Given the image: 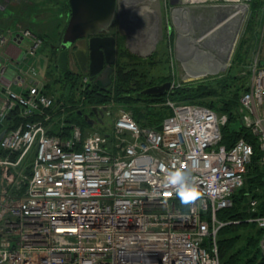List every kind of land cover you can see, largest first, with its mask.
Wrapping results in <instances>:
<instances>
[{
  "label": "built area",
  "instance_id": "built-area-1",
  "mask_svg": "<svg viewBox=\"0 0 264 264\" xmlns=\"http://www.w3.org/2000/svg\"><path fill=\"white\" fill-rule=\"evenodd\" d=\"M10 34L32 39L18 61L1 53ZM43 42L29 28L0 29V264H221L219 232L230 221L218 212L244 185L253 144L242 136L227 147V113L170 99L159 128L129 110L108 131L67 127L72 103L44 92L29 61ZM91 82L82 75L83 89ZM238 119L255 135L264 172V64H250ZM191 187L197 195L182 203ZM258 205L251 196L246 220L262 228L264 253Z\"/></svg>",
  "mask_w": 264,
  "mask_h": 264
},
{
  "label": "rangeland",
  "instance_id": "rangeland-1",
  "mask_svg": "<svg viewBox=\"0 0 264 264\" xmlns=\"http://www.w3.org/2000/svg\"><path fill=\"white\" fill-rule=\"evenodd\" d=\"M124 1H120L121 9L124 5ZM180 1L182 0H174V3L182 5ZM241 2H243V4L238 5V7H233V9H231L232 11H229L227 14L225 13L231 8L230 3L232 2H223L215 5L213 11L215 12L216 16L220 17V19L211 28L207 27V30L209 29V31L203 33L204 36H198L195 34L194 30H186L185 23L180 22V40L178 43H180L183 39L186 41V38H191V40L192 38H197L196 41H194L196 43L193 42L187 45L189 47L186 45L182 46V43H186L182 42L181 44H178V49H176V47L173 48V45H171L169 42L168 30L166 28L164 29L165 37L161 38L156 49L154 45L159 35L157 29H153V31L148 33H146V31L142 32L140 35H132V33L129 32V44L132 49L130 48L128 50L127 47H124L123 43L119 45L116 59V69L118 70L115 69L113 75L117 78L119 75L121 76L124 73H130L129 76H126L128 77V85L125 86L122 84L123 88L132 89V96H138L142 99H136L138 97H135L129 102L113 100L110 104H107V112L104 121L102 123H95L94 125L87 123V125L84 126V134L91 130H110L115 118L121 110L131 111L134 115H136V117H141L142 121L144 122H146V120H154L160 109L161 103L158 101H152L148 96H143V94L146 93H143L142 90L152 85L163 83L165 80L172 81V88L182 87L185 85H195L198 83L208 85V87H210L213 85L215 86L213 83L216 81V77L219 74L226 73L227 71L232 74L236 73L247 75L246 77H249L250 64L254 62L264 64V0H241ZM63 3L67 7L66 0H63ZM131 3L128 4L130 7L127 12H124L131 23L129 24V27L132 29L134 27L144 28V20H146L144 14L137 16L139 18L138 20L140 21L138 24H136L137 22L134 23L129 19V16L135 12L139 13V11H141V7L134 5L136 2L133 4ZM234 4L236 5V3ZM54 6L57 10V8H59L58 2L54 4ZM47 9L48 11L43 10L44 12L41 13L40 17L39 15L37 16L36 14H32L31 9L30 12L20 11L22 14L20 12L16 13L17 9H15V6L12 4L9 5L7 10L1 9L0 12H13L18 16L26 18L32 23L45 20L46 16L49 17V15L50 17H52V15L56 18L59 17V11H56L55 9L53 11V9H50L48 6ZM152 10V13H156L154 10ZM224 14L225 17H221ZM118 19L119 18H117L115 23L116 26H118L119 23ZM54 21L55 20L52 17V22L54 23ZM142 22L143 25L141 24ZM148 24L150 25L149 22ZM31 26H33V24H31ZM55 34H47V37H45V46L42 49H39L35 56H30L29 58L30 63L34 62L36 68L38 69V72L36 75H34V77L41 85H43L44 82L46 83L44 80L47 74L48 63L50 59V50L52 49L51 43L48 41L55 40L58 37L57 34ZM129 36H125L123 39L125 44H128L127 39ZM235 36H237L236 41L231 45L230 39H235ZM23 40L24 41L22 44L24 47H30L32 40L29 38H24ZM149 46L154 48L151 50V53L148 55L147 59L141 57V55H139L140 53L136 50H133ZM229 48L233 50L231 57L229 56ZM54 70L57 73H60L58 68H55ZM123 76L124 79L125 75ZM60 83L61 82L58 81L51 87L50 94L55 95L56 98L60 97L62 99H68L70 96L78 98L81 91L77 90V93L76 91L64 87ZM218 99V95L212 94L189 97L185 99V101L192 103L198 101L209 103L213 101L212 103L217 104L216 101H218ZM185 101L183 100L179 102ZM66 103H70V101ZM253 231L254 230L251 228L238 229L236 234H239L240 237L235 244L236 247L245 245L244 243L246 237L251 235V232ZM259 247L260 250H262L260 241Z\"/></svg>",
  "mask_w": 264,
  "mask_h": 264
},
{
  "label": "trees",
  "instance_id": "trees-1",
  "mask_svg": "<svg viewBox=\"0 0 264 264\" xmlns=\"http://www.w3.org/2000/svg\"><path fill=\"white\" fill-rule=\"evenodd\" d=\"M152 49L153 47L149 46L133 50L145 54L150 52ZM56 56L57 55L55 54L54 49H52L48 65L49 70L47 69V74L50 79L46 81L43 91L50 93L51 87L58 81L70 90L76 91L77 93V90L81 91L78 98H75L74 96H70L68 99H62L60 97L57 98V103H66L69 101L72 103V108L68 109V113L64 118V121L69 123L67 127H70V124L72 123H77L84 129V126L87 125L86 120L79 114V108H76L79 101H83L85 105L92 104L96 107H102L107 106V104H110L113 100L129 102L133 98L138 97L132 96V89L123 88L122 84L125 86L128 85V77L126 76H129L130 73H124V79L123 75H119L117 78L113 75L112 83L106 88H102L96 83L91 82L87 88L83 89L81 87V77L84 74L77 75L70 70L67 72L62 70L63 72L61 71L60 73L55 72ZM246 76L247 75L236 73L232 74L227 71L226 73H221L216 77L217 79L213 83L215 84V86L213 85L214 87H208V85L198 83L199 85H185L182 87L171 88L163 94L142 93L143 96H148L152 101H158L161 103L160 109L154 120H146V122L142 121L141 117H136V115L133 114L134 119L141 126L159 128L163 119L171 114L172 111L166 104L167 99L185 101V99L189 97L215 94L218 95L219 98L218 101H216L217 104L212 103L213 101L209 103L202 101L194 103L209 106L219 113H227L229 119L222 127V143H224L227 147H230L235 140L243 136L253 144L254 153L252 160L248 165L244 185L233 194V204L230 207L224 208L218 212L220 219L230 221L224 225L219 232L218 245L221 264H264V253L259 247V241L263 230L258 227L256 223L246 220L250 215L247 207L251 196L258 199V212L260 214H264V172L259 165L260 149L255 135L249 129L242 126L238 119L239 98L241 94L248 89L249 77ZM136 99L142 98L138 97ZM13 114H17V111L14 110ZM52 132H56V129H52ZM63 132L69 133L66 128ZM240 228H251L254 231L251 232V235L246 237L244 243L245 245L236 247L235 244L240 237L239 234H236V231Z\"/></svg>",
  "mask_w": 264,
  "mask_h": 264
},
{
  "label": "crops",
  "instance_id": "crops-1",
  "mask_svg": "<svg viewBox=\"0 0 264 264\" xmlns=\"http://www.w3.org/2000/svg\"><path fill=\"white\" fill-rule=\"evenodd\" d=\"M126 1H128L129 3H131V1L132 3H135L134 1H136L134 5H136L137 7L142 8L145 6V8L153 9L156 12V13L146 12V14H144V17L146 18V20H144V26H145L144 30H146V33L153 31V29H157L159 32L158 38L156 39L155 45H154L155 49L159 41L161 40V38L165 37V31H164L165 28L168 30L169 42L171 45H173V48L176 47V49H178L177 47L178 44H181L182 42L187 43V44L182 43L181 44L182 46L183 45L187 46L188 44L193 43L194 41H196L197 38L196 39L192 38V40L191 38L190 39L186 38V41H184L183 39L180 43H178L180 40V35H179L180 34V29H179L180 22L185 23L186 30L188 31L194 30L195 34H197L198 36L203 35V33H205L206 31H209V29L207 30V27L211 28L213 24L216 23L220 19L218 16L215 15V12L213 11V8H215V5L223 3V2H230L229 0H182L180 1L182 5H180V4H175L174 0H134V1L126 0ZM57 2L59 4V8H57L56 10L54 4H56ZM240 3H243V2H240ZM11 4L15 6V9H17L16 13H19L20 11L30 12L32 10L31 11L32 14H36L37 16L39 15V17L41 13H43L44 11H48L47 6L50 9H53V11L55 9L56 11L60 12L59 17L57 18L52 15V17L55 20L54 23L52 22V17H50V15L49 17L46 16L45 20L32 23L28 21L26 18L18 16L17 14H14L13 12H8V13H6V11L0 12V29L1 30L5 28L6 30L11 29V31L17 32L18 30L22 28H29L34 32V34L38 35L39 37L43 39L44 42L40 49H42L45 46V43H46L45 37H47V34L56 33L58 36L56 38L57 41L56 39L53 41L52 40L48 41L49 43H51V48L54 49L52 45L59 43L63 30L68 22L69 12H70V6L68 3V0H66L67 7L63 3V0H0V10L1 9L7 10L9 5ZM129 7L130 5L124 4L121 9L120 14H124V12L126 13ZM22 12L20 13L22 14ZM223 17H225V15ZM50 18H51V21H50ZM118 18H120V21L118 19V22H119L118 27L114 29V32L117 35V37H119L120 39L119 44L123 43L124 47H127L129 50L131 48L129 44V39H130L129 30L126 29L125 27L129 28L130 23L127 22L126 20H123L121 18V15ZM148 22L150 23V25L148 24ZM31 24H33V26H31ZM126 24L128 25L126 26ZM141 24L143 25V22ZM123 25H125V27ZM142 30H143V27H142ZM125 36L126 37L129 36V38L127 39L129 45L123 42V39L125 38ZM9 37H11V34ZM235 38H237V36H235ZM23 41H19V40L14 41L13 38L11 37V39L6 41L3 47H1V53H4L5 55L12 58L13 60L18 61L25 54V50L29 48V46L27 48L24 47V45L22 44ZM230 41H231V45L235 43L234 39L233 40L230 39ZM229 51H230L229 52V56H230L233 50L229 48ZM150 53L151 51L148 53H145L147 54V56L144 58L147 59ZM142 54L143 53H140L139 55L143 57ZM13 70L14 69H11L10 73H8L10 76ZM48 70H49V67H48ZM3 79L6 81L8 77H3ZM49 79L50 78L48 77V74H46L44 81H48ZM14 87L16 89L19 88L17 85H15Z\"/></svg>",
  "mask_w": 264,
  "mask_h": 264
},
{
  "label": "water",
  "instance_id": "water-1",
  "mask_svg": "<svg viewBox=\"0 0 264 264\" xmlns=\"http://www.w3.org/2000/svg\"><path fill=\"white\" fill-rule=\"evenodd\" d=\"M241 0H230L240 2ZM70 6L68 22L63 30L60 41L52 47L57 50L55 63L64 71L88 74L91 80L102 88L108 87L112 81L113 64L117 59V39L115 35L107 34L120 16L119 0H68ZM120 21V18H119ZM102 33H105L102 35ZM20 41V40H19ZM146 57L147 54H142ZM69 62L75 64L78 72L69 68ZM172 87L168 80L142 90L146 94H163ZM107 106L102 109L94 107L97 114L102 115ZM99 111V112H98ZM88 123L94 124L88 115L82 111ZM2 122H0V129ZM6 129L0 131V140Z\"/></svg>",
  "mask_w": 264,
  "mask_h": 264
},
{
  "label": "flooded vegetation",
  "instance_id": "flooded-vegetation-1",
  "mask_svg": "<svg viewBox=\"0 0 264 264\" xmlns=\"http://www.w3.org/2000/svg\"><path fill=\"white\" fill-rule=\"evenodd\" d=\"M118 8H120V12H121V5L118 3ZM123 18H124V20H126L127 21V19H126V16H123ZM115 25V24H114ZM124 26V25H123ZM116 27H118V26H113L112 28H111V31L109 32V33H107V34H110V35H115L116 36V39H117V55H118V49H119V43H120V39H119V37H117V35L115 34V32H114V29L116 28ZM125 27V26H124ZM105 33H102V35H104ZM143 46H145V45H143ZM143 48H145V47H143ZM54 51H55V54L57 53V50L56 49H54ZM55 60H56V57H55ZM113 67H114V70H113V73H114V71H115V69H116V62H115V64H113ZM55 68H58L59 69V71L61 72L62 71V69L55 63ZM69 68H71V69H74V71H76V72H78L79 71V69L77 68V66L75 65V64H72L71 62H69ZM63 72V71H62ZM75 73V72H74ZM113 73L111 74V75H113ZM75 74H77V75H80L81 73H75ZM165 81H168V80H165ZM164 81V82H165ZM98 110H99V108H98ZM83 112V114L85 115H88V119H91L92 120V122H94V124L95 123H98V122H103L104 121V118H105V115H106V112H107V110L106 111H104V114L102 115V121H100L99 120V117L101 118V114H97L95 111H94V106L92 105V104H88L86 107H85V109L82 111ZM99 112V111H98ZM83 118H84V116H82ZM85 119V118H84ZM86 120V119H85ZM86 122H87V120H86Z\"/></svg>",
  "mask_w": 264,
  "mask_h": 264
},
{
  "label": "bare ground",
  "instance_id": "bare-ground-1",
  "mask_svg": "<svg viewBox=\"0 0 264 264\" xmlns=\"http://www.w3.org/2000/svg\"><path fill=\"white\" fill-rule=\"evenodd\" d=\"M124 1V0H123ZM126 1V0H125ZM123 2V4H125V5H128L129 4V2L128 1H126V2ZM230 1V0H229ZM128 2V3H127ZM136 2V1H135ZM241 2V1H240ZM240 2H232V3H230V9L225 13V14H227L229 11H232L231 9H233V7H238V5H240V4H243V3H240ZM234 3H236V5L234 4ZM133 4V3H132ZM136 7V6H135ZM141 9V11H139V13H134V14H132L131 16H129V19L131 20V21H133L134 23H140V21L138 20L139 18L137 17V16H141L142 14H145L146 12L147 13H149V12H151V10L152 9H150V8H145V6L144 7H142V8H140ZM153 11V10H152ZM138 12V11H137ZM224 14V15H225ZM121 15V18L124 20V18H123V16H126V19H127V22H129V20H128V17H127V15L124 13V14H120ZM223 15V16H224ZM223 16H221V17H223ZM157 17H159V16H157ZM220 18V17H219ZM143 21V20H142ZM130 23V22H129ZM131 24V23H130ZM133 24V23H132ZM215 24V23H214ZM213 24V25H214ZM128 24H126V26H127ZM125 26V25H124ZM126 29H128L129 30V32L130 33H132V35H140L142 32H145L146 30H144V28H143V30H142V28H133L134 29V31H133V29L132 28H127V27H125ZM133 31V32H132ZM231 39H233V38H231ZM234 41H236V38L234 39ZM232 54V53H231ZM57 55V54H56ZM230 57H231V55H230ZM229 61H230V59H229ZM230 64V63H229ZM228 64V65H229ZM94 107H96V106H94ZM97 108H100V107H97ZM101 109V108H100ZM80 116H82V115H80ZM88 123V122H87Z\"/></svg>",
  "mask_w": 264,
  "mask_h": 264
},
{
  "label": "clouds",
  "instance_id": "clouds-1",
  "mask_svg": "<svg viewBox=\"0 0 264 264\" xmlns=\"http://www.w3.org/2000/svg\"><path fill=\"white\" fill-rule=\"evenodd\" d=\"M197 195L195 187L182 188L180 191V197L182 203H187L189 200L193 199Z\"/></svg>",
  "mask_w": 264,
  "mask_h": 264
}]
</instances>
